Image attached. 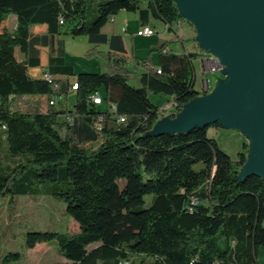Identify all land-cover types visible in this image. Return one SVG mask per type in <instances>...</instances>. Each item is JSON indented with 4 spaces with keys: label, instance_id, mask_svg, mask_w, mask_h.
I'll use <instances>...</instances> for the list:
<instances>
[{
    "label": "trees",
    "instance_id": "16d2710c",
    "mask_svg": "<svg viewBox=\"0 0 264 264\" xmlns=\"http://www.w3.org/2000/svg\"><path fill=\"white\" fill-rule=\"evenodd\" d=\"M122 10L136 13L142 25L159 22L170 31L189 23L171 0H0V25L10 15L16 19L12 30L0 31V140L6 153L0 157V198L49 196L63 202L78 225L74 234L27 232L24 248L55 242L63 261L54 264H261L264 180L239 177L246 141L233 160L207 135L219 123L186 133L152 132L161 114L148 95L169 99L178 113L199 96L193 61L202 54L172 53L164 42L157 66L129 62L121 36L101 32ZM36 25H45L46 33L33 35ZM57 36L86 37L93 45L87 57L104 59L106 71L76 74L69 106L13 110L14 98L53 94L51 84L31 78L28 68L39 66L37 46L51 47ZM56 53L48 73L72 76L60 42ZM56 82L66 100V83ZM95 93L103 107L91 104ZM21 256L5 253L0 264L18 263Z\"/></svg>",
    "mask_w": 264,
    "mask_h": 264
},
{
    "label": "water",
    "instance_id": "95a60500",
    "mask_svg": "<svg viewBox=\"0 0 264 264\" xmlns=\"http://www.w3.org/2000/svg\"><path fill=\"white\" fill-rule=\"evenodd\" d=\"M196 30L195 41L218 58L221 74L211 92L164 117L153 133H186L213 123L250 139L240 178L264 180V0H171Z\"/></svg>",
    "mask_w": 264,
    "mask_h": 264
},
{
    "label": "rangeland",
    "instance_id": "374dc122",
    "mask_svg": "<svg viewBox=\"0 0 264 264\" xmlns=\"http://www.w3.org/2000/svg\"><path fill=\"white\" fill-rule=\"evenodd\" d=\"M117 23L120 25L121 22L117 21ZM107 24L105 30L111 31L112 23L109 21ZM158 24L161 26V23ZM186 26H190L192 32L196 35L195 27L191 23L183 21L181 22L183 36ZM174 29L178 31L179 26H174ZM138 30L135 23H132L130 27L126 28L125 32H120L124 35L128 55L132 57L131 60L136 59L139 62L150 60L152 65L157 66V47L160 44L161 34L155 33L150 37H142L136 35ZM85 40L84 36L76 38L66 37V62L72 65L76 71H106L104 59L97 55L87 57L93 46L88 45ZM178 42L182 51L186 47L190 50L191 41L183 37V41L179 40ZM97 50L99 49L97 48ZM193 68L195 88H198L200 75L202 74V66L198 60L193 61ZM204 78L209 85L208 92H211L217 80H226V77L220 71L214 73L206 72L204 73ZM130 83L136 85V80L133 79ZM103 93V90H99L100 95H103ZM148 96L153 104L160 106L163 101L160 95L149 94ZM12 101L11 108L13 110L26 112L36 107L41 112L47 111L46 98L21 97L14 98ZM71 101H73V98H71ZM173 116L170 115L169 117ZM164 122L165 120L160 116L154 128L161 127ZM207 135L214 138L218 147L233 160L236 159L237 153L241 151L243 141H246L248 147L250 144L249 137L243 131L237 129L209 128ZM1 136L2 131L0 130ZM5 155V143L0 140V157L4 158ZM31 231L74 234L78 232V225L65 212L64 203L49 196H19L13 200H10L9 197L0 198V259L5 253L16 251L22 256L21 260L15 264H54L63 261L55 242L41 243L37 244L33 249H25V235ZM257 261L261 264L264 263V246L258 249ZM134 264L137 263L135 262Z\"/></svg>",
    "mask_w": 264,
    "mask_h": 264
},
{
    "label": "crops",
    "instance_id": "0c3cea01",
    "mask_svg": "<svg viewBox=\"0 0 264 264\" xmlns=\"http://www.w3.org/2000/svg\"><path fill=\"white\" fill-rule=\"evenodd\" d=\"M15 16L10 15L6 21H4L1 25H0V31L2 29H7V30H12L14 24H15ZM112 23V28L111 31H106L105 28L108 24H106L102 29L101 32L106 34V35H120L122 42H123V46H124V50L125 52L123 53V55L128 58V60H131L132 57H130L127 53V49L125 46V40H124V35H122L120 32L121 31H126V28L130 27V24L135 23V25L137 26L138 29H140L142 26H151L155 29L156 33H160L161 34V40H160V44L164 43V42H168L170 43V45L166 48V50L172 52V53H176V54H180L183 52H197V53H201L202 56L200 59H198V61L200 62L203 58H205L206 56H208L209 54L205 53L203 50H201L197 44L195 40V34L192 32V28L190 26H186L184 28V36L182 34V27L181 24H179L178 26L180 27V36H176V29L174 31H170L166 28V26L164 24L161 23V26H159V22H150L149 24L146 25H142L139 22L138 16L136 13H131V12H126V11H119L117 13V15L113 16L110 20ZM118 22H121L120 25ZM31 33L33 35H44L46 33V26L45 25H36V26H32L30 29ZM183 37L184 39H187L189 41H191V45H189L190 50L187 49V47L185 48L184 51L181 50L180 46H179V40L183 41ZM50 39V38H49ZM65 39L66 37L63 36H57L54 37L52 39L49 40V42H51L50 46H41L38 45L37 49L39 50V66L38 67H29L28 68V75L33 78V79H38L40 78V74L41 72L45 71V72H49V57L52 55L56 56V52L58 49V43L60 42L62 44V51H63V60H64V64L66 66H70L72 67V71H73V75L69 76L65 73H51L53 75V77L60 81V82H66V81H71V80H75V75L80 73V72H85L83 70H79L76 71L74 69V67L70 64H68L66 62V44H65ZM85 41L87 42L88 45L93 46L92 44H90L87 40V38L85 37ZM99 49V51H104L107 52L108 48L105 45H99L97 47ZM14 55L15 58L17 59V61H21L23 59V56L21 55V53L18 51V49H15L14 51ZM201 64V63H200ZM202 74L200 75V82H201V78L203 76L204 78V73H203V69H202ZM205 79V78H204ZM216 83V82H215ZM214 83V85H215ZM213 85V87H214ZM211 88V87H210ZM200 90V84L198 86V88H196V91L199 92ZM203 95V93L199 92V96ZM71 98H73L74 100V93H72L69 96V103L73 102L71 101ZM160 98L163 99L162 103L160 104V106H162L163 104H165L166 102L169 101V99L165 98V97H161ZM157 105V104H155ZM159 106V105H157ZM103 107V105L101 106ZM168 115L164 116L162 115L161 117H167Z\"/></svg>",
    "mask_w": 264,
    "mask_h": 264
},
{
    "label": "built area",
    "instance_id": "2783aa9c",
    "mask_svg": "<svg viewBox=\"0 0 264 264\" xmlns=\"http://www.w3.org/2000/svg\"><path fill=\"white\" fill-rule=\"evenodd\" d=\"M155 29L151 26H142L136 33L137 36H142V37H150L152 36L153 34H155ZM180 27H179V30L176 31V36H180ZM201 66H202V69H203V73H206V72H210V73H214L216 71H220L222 69V66L218 60V58L214 55H208L206 56L205 58H203L201 61ZM158 73H160L158 71ZM40 79L48 82L51 84L54 92L53 94H51V96L49 98L47 97H40V98H46V103H47V108L48 106H55L57 105L59 102H62L64 106H69V96L74 93L77 89V82L75 80H71V81H66V92H67V99L65 100V95L64 93H60L59 94V91H61V84L60 83H57L56 82V79L51 75L49 74L48 72H41L40 74ZM209 91V85L207 83V81L203 78H201V82H200V90L199 92L200 93H204V92H208ZM89 100L91 102V104L93 106H96V107H101L103 105V100L101 98V96L98 94V93H95V94H92L90 97H89ZM106 109L111 113V112H114L115 111V106L113 104H106ZM43 112H46V111H43ZM159 112L162 115H172V114H175V105L172 101H168L166 102L165 104H163L162 106H159ZM71 118L72 117H69L67 118V120L69 122H72L71 121ZM102 121V118L101 116H98V118L94 121L93 123V127L96 129V130H99L100 129V123ZM118 121L119 122H123L124 121V118L123 117H119L118 118ZM2 129H4V127L2 126L1 127ZM197 202L194 200L192 202V205H195ZM118 264H128L127 261H120Z\"/></svg>",
    "mask_w": 264,
    "mask_h": 264
}]
</instances>
